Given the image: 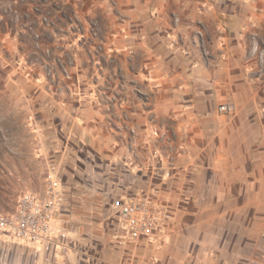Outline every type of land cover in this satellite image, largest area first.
Instances as JSON below:
<instances>
[{"label": "crops", "instance_id": "crops-1", "mask_svg": "<svg viewBox=\"0 0 264 264\" xmlns=\"http://www.w3.org/2000/svg\"><path fill=\"white\" fill-rule=\"evenodd\" d=\"M57 1L77 95L29 122L63 195L51 241L21 244L48 264H264V0ZM152 190L164 230L121 245L111 203Z\"/></svg>", "mask_w": 264, "mask_h": 264}, {"label": "rangeland", "instance_id": "rangeland-1", "mask_svg": "<svg viewBox=\"0 0 264 264\" xmlns=\"http://www.w3.org/2000/svg\"><path fill=\"white\" fill-rule=\"evenodd\" d=\"M62 9L57 0H0L1 212L11 211L20 194L42 196L51 180L63 195L52 168L57 157L37 153L41 140L35 139L29 122L30 116L47 110L42 104L67 93L77 95L76 60L68 54L65 28L58 23ZM90 34L92 41L97 38L93 28ZM92 45L101 51V45ZM41 254L21 241L0 237V264H48Z\"/></svg>", "mask_w": 264, "mask_h": 264}, {"label": "built area", "instance_id": "built-area-1", "mask_svg": "<svg viewBox=\"0 0 264 264\" xmlns=\"http://www.w3.org/2000/svg\"><path fill=\"white\" fill-rule=\"evenodd\" d=\"M219 111L231 114L234 107L221 106ZM56 185L55 181H48L42 196L20 194L10 212L0 211V235L32 245L49 243L52 222L62 201ZM156 195L157 191L152 190L113 200L111 210L121 231V245H137L144 241L151 244L162 233L169 209L157 202Z\"/></svg>", "mask_w": 264, "mask_h": 264}]
</instances>
